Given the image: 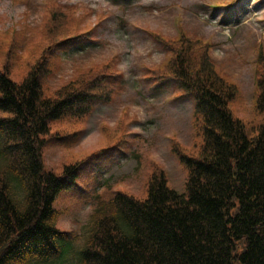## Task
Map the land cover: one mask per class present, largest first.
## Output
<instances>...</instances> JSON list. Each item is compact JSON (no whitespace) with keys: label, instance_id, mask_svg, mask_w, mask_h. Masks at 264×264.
<instances>
[{"label":"trees","instance_id":"obj_1","mask_svg":"<svg viewBox=\"0 0 264 264\" xmlns=\"http://www.w3.org/2000/svg\"><path fill=\"white\" fill-rule=\"evenodd\" d=\"M73 9L59 5L37 28L0 32L10 34L0 45V264H64L75 239L57 228L53 203L73 185L78 164L64 165L61 175L47 169L46 136L54 127L61 140L62 124L82 123L98 102L108 103L119 75L108 63L91 64L47 92L59 53L94 40L93 29L74 30ZM27 31L40 38L22 58L25 35H15ZM154 37L165 58L147 78L171 80L193 99L201 141L192 154L172 144L186 171L185 192L156 166L141 199L99 194L78 263L264 264V53L255 59L258 120L249 124L232 113L239 89L213 63L212 42L183 31ZM79 135L65 137L71 143Z\"/></svg>","mask_w":264,"mask_h":264},{"label":"rangeland","instance_id":"obj_2","mask_svg":"<svg viewBox=\"0 0 264 264\" xmlns=\"http://www.w3.org/2000/svg\"><path fill=\"white\" fill-rule=\"evenodd\" d=\"M59 5L73 6L74 30L93 29L95 40L59 54L56 71L47 79V92L77 68L91 64L108 63L109 70L119 75L108 103L96 104L82 123L62 124V135L81 131L73 144L50 141L44 149L45 167L58 175L63 165L84 161L73 185L53 203L59 211L56 226L75 238L66 255L82 244L96 202L94 189L97 195L115 189L143 198L148 174L153 166H160L169 186L185 192L186 171L170 146L173 140L192 150L200 136L191 120L192 98H179L171 81L155 84L147 78L150 69L164 60L154 34L172 37L183 31L212 42L213 63L239 89L231 104L233 115L249 124L257 122L254 71L257 55L264 53V0H0L1 28L20 30L24 15V25L37 28L47 10ZM9 36L1 34L0 45ZM15 36H24V58L40 33ZM112 147L118 152L108 150ZM67 259L79 264L72 252L64 264H70Z\"/></svg>","mask_w":264,"mask_h":264}]
</instances>
